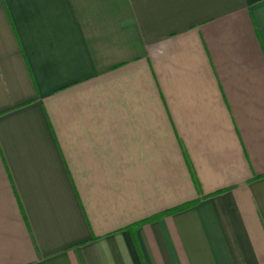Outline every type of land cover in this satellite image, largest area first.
Here are the masks:
<instances>
[{
    "label": "crops",
    "instance_id": "obj_1",
    "mask_svg": "<svg viewBox=\"0 0 264 264\" xmlns=\"http://www.w3.org/2000/svg\"><path fill=\"white\" fill-rule=\"evenodd\" d=\"M0 264H264V0H0Z\"/></svg>",
    "mask_w": 264,
    "mask_h": 264
},
{
    "label": "trees",
    "instance_id": "obj_2",
    "mask_svg": "<svg viewBox=\"0 0 264 264\" xmlns=\"http://www.w3.org/2000/svg\"><path fill=\"white\" fill-rule=\"evenodd\" d=\"M186 205H184V206H181V207H179L178 209H180V208H183V207H185Z\"/></svg>",
    "mask_w": 264,
    "mask_h": 264
}]
</instances>
